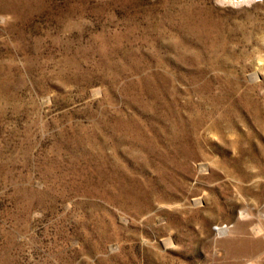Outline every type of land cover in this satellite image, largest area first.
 <instances>
[{
	"label": "rangeland",
	"instance_id": "374dc122",
	"mask_svg": "<svg viewBox=\"0 0 264 264\" xmlns=\"http://www.w3.org/2000/svg\"><path fill=\"white\" fill-rule=\"evenodd\" d=\"M0 264H264V0H0Z\"/></svg>",
	"mask_w": 264,
	"mask_h": 264
}]
</instances>
